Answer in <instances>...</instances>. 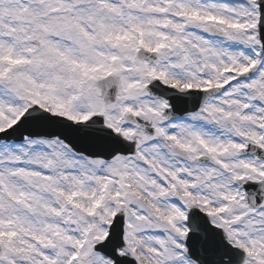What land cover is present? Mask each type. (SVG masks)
Listing matches in <instances>:
<instances>
[{
  "label": "snow or ice",
  "instance_id": "obj_1",
  "mask_svg": "<svg viewBox=\"0 0 264 264\" xmlns=\"http://www.w3.org/2000/svg\"><path fill=\"white\" fill-rule=\"evenodd\" d=\"M0 264H264V0H0Z\"/></svg>",
  "mask_w": 264,
  "mask_h": 264
}]
</instances>
